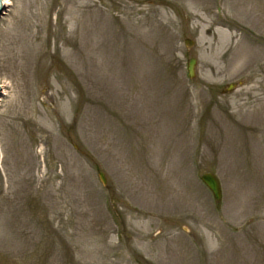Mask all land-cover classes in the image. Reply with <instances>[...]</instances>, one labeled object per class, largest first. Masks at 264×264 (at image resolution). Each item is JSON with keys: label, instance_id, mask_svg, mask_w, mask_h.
Masks as SVG:
<instances>
[{"label": "rangeland", "instance_id": "1", "mask_svg": "<svg viewBox=\"0 0 264 264\" xmlns=\"http://www.w3.org/2000/svg\"><path fill=\"white\" fill-rule=\"evenodd\" d=\"M8 1L0 264H264V0Z\"/></svg>", "mask_w": 264, "mask_h": 264}, {"label": "water", "instance_id": "2", "mask_svg": "<svg viewBox=\"0 0 264 264\" xmlns=\"http://www.w3.org/2000/svg\"><path fill=\"white\" fill-rule=\"evenodd\" d=\"M184 43L186 46H191L193 44V40L189 38H185ZM196 60L193 57H190L187 63V70L189 77L194 76V66H195ZM99 177L101 181L105 184L106 178L102 171L98 172ZM201 180L202 182L210 189V191L213 194V197L215 200L219 201L221 198V186L218 177L212 173V172H204L201 174Z\"/></svg>", "mask_w": 264, "mask_h": 264}, {"label": "bare ground", "instance_id": "3", "mask_svg": "<svg viewBox=\"0 0 264 264\" xmlns=\"http://www.w3.org/2000/svg\"><path fill=\"white\" fill-rule=\"evenodd\" d=\"M7 4H9L8 0H0V10L4 8V6H6ZM2 85L0 84V87Z\"/></svg>", "mask_w": 264, "mask_h": 264}]
</instances>
